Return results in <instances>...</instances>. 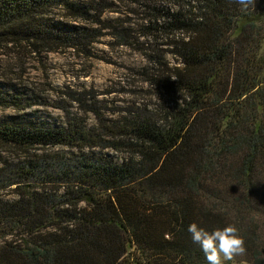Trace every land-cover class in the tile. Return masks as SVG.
I'll return each instance as SVG.
<instances>
[{
	"label": "trees",
	"instance_id": "trees-1",
	"mask_svg": "<svg viewBox=\"0 0 264 264\" xmlns=\"http://www.w3.org/2000/svg\"><path fill=\"white\" fill-rule=\"evenodd\" d=\"M104 37L146 51L133 100L67 89L93 125L0 119V264H207L191 223L235 225V259L264 264V0H0L7 47L89 60Z\"/></svg>",
	"mask_w": 264,
	"mask_h": 264
},
{
	"label": "rangeland",
	"instance_id": "rangeland-1",
	"mask_svg": "<svg viewBox=\"0 0 264 264\" xmlns=\"http://www.w3.org/2000/svg\"><path fill=\"white\" fill-rule=\"evenodd\" d=\"M107 39L104 37L94 45L96 55L89 60L63 48L47 54L43 52L40 56L32 55L24 41L7 47L5 44L8 41L0 40V91L16 90L28 95L27 106L23 110L0 107V119L25 114L61 127L65 124V113L68 111L83 118L87 126L93 125L94 116L83 112L84 106L62 95V91L67 89H89L95 99L108 109L133 100L132 89L140 85L141 80L133 68L143 61L141 54L146 51L135 46H111L106 44ZM261 53L264 55V41ZM56 149L67 151L64 146ZM93 151L115 160L120 157L110 148H94ZM11 152L15 159L22 154L19 151ZM224 264L249 263L234 259Z\"/></svg>",
	"mask_w": 264,
	"mask_h": 264
},
{
	"label": "clouds",
	"instance_id": "clouds-1",
	"mask_svg": "<svg viewBox=\"0 0 264 264\" xmlns=\"http://www.w3.org/2000/svg\"><path fill=\"white\" fill-rule=\"evenodd\" d=\"M235 2L241 6L242 11L247 10L250 5L255 6V0ZM187 231L191 234L192 241L202 249L207 264H224L225 261H233L246 254L245 241L235 225L229 224L210 232L191 223Z\"/></svg>",
	"mask_w": 264,
	"mask_h": 264
}]
</instances>
